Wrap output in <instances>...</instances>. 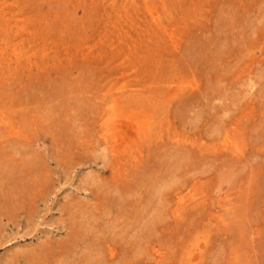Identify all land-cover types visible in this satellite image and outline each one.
<instances>
[{"label":"rangeland","instance_id":"rangeland-1","mask_svg":"<svg viewBox=\"0 0 264 264\" xmlns=\"http://www.w3.org/2000/svg\"><path fill=\"white\" fill-rule=\"evenodd\" d=\"M89 258L264 264V0H0V264Z\"/></svg>","mask_w":264,"mask_h":264},{"label":"bare ground","instance_id":"bare-ground-1","mask_svg":"<svg viewBox=\"0 0 264 264\" xmlns=\"http://www.w3.org/2000/svg\"><path fill=\"white\" fill-rule=\"evenodd\" d=\"M13 192V191H12ZM7 199V198H6ZM115 248H113V250H114ZM108 250V249H107ZM112 250V251H113ZM108 255H110V254H108ZM116 255V254H115ZM91 256H93V255H91ZM91 256H90V258H91ZM110 257V256H109ZM115 257V256H114ZM90 258L88 259L89 260V262H87V264H96L95 263V259H94V261L93 260H90ZM94 258V257H93ZM97 258H99V257H97ZM97 261V260H96ZM97 264H98V261H97Z\"/></svg>","mask_w":264,"mask_h":264}]
</instances>
